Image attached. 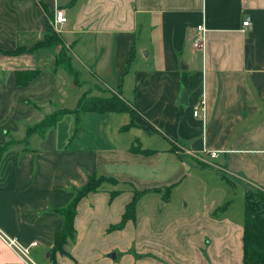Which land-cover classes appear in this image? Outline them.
Listing matches in <instances>:
<instances>
[{"label": "crops", "instance_id": "obj_1", "mask_svg": "<svg viewBox=\"0 0 264 264\" xmlns=\"http://www.w3.org/2000/svg\"><path fill=\"white\" fill-rule=\"evenodd\" d=\"M55 8L67 16L69 50L84 47V72L132 110L87 111L77 125L66 113L43 135H26L27 125L62 107L45 106L62 85L60 45L35 46ZM24 70L37 73L21 85ZM207 170L215 180H205ZM90 174L105 180L78 201L66 251L49 257L63 223L58 209ZM251 183L264 188V0H0V227L37 240L35 259L244 264ZM239 187L243 208L234 213L228 188ZM136 193L133 217L112 228ZM0 264H25L1 238Z\"/></svg>", "mask_w": 264, "mask_h": 264}, {"label": "trees", "instance_id": "obj_2", "mask_svg": "<svg viewBox=\"0 0 264 264\" xmlns=\"http://www.w3.org/2000/svg\"><path fill=\"white\" fill-rule=\"evenodd\" d=\"M60 39L55 35L51 26L47 22V33L42 41L36 43L38 45L59 44ZM21 49L17 48L14 52ZM68 57V58H67ZM134 57L133 45L130 49L125 72L129 70L130 64ZM71 57L66 55V48L61 46L57 56L56 65L65 67L67 71L74 74V78L79 75L70 61ZM37 73V71L24 70L19 71L17 74V81L21 85H26ZM88 93V92H87ZM82 94L76 106L73 108L57 107L55 110L46 114L38 122L31 126L26 127V135L32 132L44 134L45 131L55 124L62 115L72 113L75 117L76 125L80 123L83 113L87 111H121L129 110L128 103L117 93L110 94ZM132 112V111H131ZM105 180L104 177H96L95 175H88L86 182L75 188L74 195L71 200L58 212L63 217L62 227L55 232L54 245L50 250L49 257L57 250L65 252V245L68 240H73L75 236L74 216L76 214V206L80 198L86 195L89 191L99 188L100 184ZM112 180V179H111ZM115 190L114 192H117ZM137 198V193L133 199L127 204L126 210L119 223L112 225V228L121 226L128 218L133 217L134 204ZM244 264H264V188L259 187L256 195L247 189L245 193V206H244Z\"/></svg>", "mask_w": 264, "mask_h": 264}, {"label": "rangeland", "instance_id": "obj_3", "mask_svg": "<svg viewBox=\"0 0 264 264\" xmlns=\"http://www.w3.org/2000/svg\"><path fill=\"white\" fill-rule=\"evenodd\" d=\"M48 24L51 26V29L54 31L55 35L61 41V43L58 44V45H60V49H61V46L66 48V55L71 57L70 61H71V64L73 65V67L78 71H79V68H81L83 70V72L86 71L87 68L84 66L85 62L81 61V58L83 57L82 51L84 50V47H77V48L75 47L76 53L69 50V45H68V42L66 41L69 39V34L64 31L66 23L64 26H61V27L58 26L57 28H55L54 23H53V19L50 18L48 20ZM81 66L83 68H86V69H83ZM59 70L61 71V73L63 75V76L61 75V77H62L61 78V84L62 85L60 87V92L55 96V98H53L51 100L50 104L49 103L45 104V106L48 107V109H51L53 107V104L54 105L59 104L62 107L67 106L68 108L73 107L77 103L79 97L82 94L87 93V92H88L87 95H89L90 93L105 94V93L101 92V88L99 86L100 83L97 82L94 78H91L89 76L88 72H84V77H86L85 79L89 80L88 82H91V85L86 83V81H84L85 79L82 78L80 74L76 77V80H75V78L73 77L74 74H71V73L69 74V72L67 71V69L65 67L59 66ZM129 108H130V110H132V108L130 106H129ZM121 113H124V115H127V117H128V114H125V112H121ZM27 126H31V125H27ZM136 130H137L136 128L132 129L133 134H136ZM212 174H213L212 171L207 170L203 176H204L205 180L207 179L209 181H213L215 179H213ZM218 175H220V174H218ZM207 188H208V186H207ZM219 188L220 187H217L216 190H219ZM258 188H259L258 185H255L252 183L247 186V189L252 191L254 195H256ZM226 192L227 191L224 190V194H226ZM187 194L189 196H193L188 191H187ZM228 195H232L234 197L235 204L232 205V212L237 213L239 210H241L243 208V191L241 190V187H239L238 189L228 188ZM180 196H177L178 202L179 203H185L186 199H182ZM38 257L40 258L39 259L40 261H42V262L46 261V256L44 253H38Z\"/></svg>", "mask_w": 264, "mask_h": 264}, {"label": "built area", "instance_id": "obj_4", "mask_svg": "<svg viewBox=\"0 0 264 264\" xmlns=\"http://www.w3.org/2000/svg\"><path fill=\"white\" fill-rule=\"evenodd\" d=\"M67 22V16L65 11L60 8L54 9L53 15V23L54 27L57 28L58 26H64ZM243 25L245 28L252 25L251 17H246L243 20ZM207 27L205 23H200L197 26V34L193 38V43L195 46L201 47L204 44L205 36H206ZM201 110H205V99L204 97L200 101L198 105L195 106L194 114H199ZM218 151H213V156L217 154ZM0 238L4 241V243L10 247L25 264H54L53 262L49 261L47 263H42L34 258L32 255V248L38 244L37 240H31L27 243L21 241L18 237L8 234L0 227Z\"/></svg>", "mask_w": 264, "mask_h": 264}, {"label": "water", "instance_id": "obj_5", "mask_svg": "<svg viewBox=\"0 0 264 264\" xmlns=\"http://www.w3.org/2000/svg\"><path fill=\"white\" fill-rule=\"evenodd\" d=\"M187 96H188V93L185 92L184 95H183V99H182L181 101L184 102V103H187V102H188ZM48 254H49V253H47V255H48ZM113 256H114V255H113Z\"/></svg>", "mask_w": 264, "mask_h": 264}]
</instances>
